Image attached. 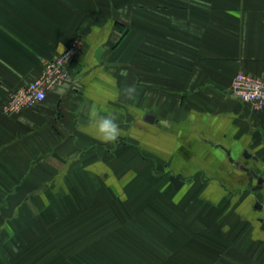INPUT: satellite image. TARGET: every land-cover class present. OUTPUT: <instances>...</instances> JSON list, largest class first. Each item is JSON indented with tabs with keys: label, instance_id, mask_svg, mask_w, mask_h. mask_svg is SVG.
I'll use <instances>...</instances> for the list:
<instances>
[{
	"label": "crops",
	"instance_id": "crops-1",
	"mask_svg": "<svg viewBox=\"0 0 264 264\" xmlns=\"http://www.w3.org/2000/svg\"><path fill=\"white\" fill-rule=\"evenodd\" d=\"M75 37L69 81L6 114ZM240 71L264 80V0H0V264H264V185L230 161L264 176Z\"/></svg>",
	"mask_w": 264,
	"mask_h": 264
},
{
	"label": "built area",
	"instance_id": "built-area-1",
	"mask_svg": "<svg viewBox=\"0 0 264 264\" xmlns=\"http://www.w3.org/2000/svg\"><path fill=\"white\" fill-rule=\"evenodd\" d=\"M82 46L83 40L76 37L64 52L46 60L41 74L36 79L9 94L3 106L4 112L16 115L25 109L36 107L46 100L51 91L69 81L70 63L81 51ZM230 93L257 111L264 109V80L260 77L243 71L238 72L233 79Z\"/></svg>",
	"mask_w": 264,
	"mask_h": 264
},
{
	"label": "clouds",
	"instance_id": "clouds-1",
	"mask_svg": "<svg viewBox=\"0 0 264 264\" xmlns=\"http://www.w3.org/2000/svg\"><path fill=\"white\" fill-rule=\"evenodd\" d=\"M64 52L63 45L61 46ZM67 58V56H65ZM123 94L128 99H133L136 94L135 85H127ZM118 116L112 113H104L98 107L93 106L88 114V120L83 125L88 133L101 143H115L122 136L123 132L118 122ZM227 231V227L222 229Z\"/></svg>",
	"mask_w": 264,
	"mask_h": 264
},
{
	"label": "water",
	"instance_id": "water-1",
	"mask_svg": "<svg viewBox=\"0 0 264 264\" xmlns=\"http://www.w3.org/2000/svg\"><path fill=\"white\" fill-rule=\"evenodd\" d=\"M152 120V119H151ZM227 154L230 155V151L229 150H226ZM251 158V155L247 152H245V159H250ZM256 161L258 159L254 158ZM230 161L233 162L237 167L247 171V172H250L252 174V177H255L257 178L258 180V186L254 188V190H258V189H262L263 188V185H264V178L261 177L260 175H258L256 173V170L255 169H250V167L246 166L242 161H234V159L232 157H230ZM258 204V203H257ZM258 206L260 207L261 205L258 204Z\"/></svg>",
	"mask_w": 264,
	"mask_h": 264
},
{
	"label": "flooded vegetation",
	"instance_id": "flooded-vegetation-1",
	"mask_svg": "<svg viewBox=\"0 0 264 264\" xmlns=\"http://www.w3.org/2000/svg\"><path fill=\"white\" fill-rule=\"evenodd\" d=\"M249 159H247V160H245V162L246 161H248ZM248 163V162H247ZM246 166H248V167H250V169H259V168H257L259 165H253V164H247ZM239 168V167H238ZM241 169V168H240ZM241 170H243V169H241ZM261 171H264V167L262 166V169H260ZM245 171V170H244ZM247 172V171H246ZM251 174V173H250ZM262 211V210H261ZM262 213H263V211H262ZM262 216V215H261ZM260 219L262 218V217H259Z\"/></svg>",
	"mask_w": 264,
	"mask_h": 264
},
{
	"label": "trees",
	"instance_id": "trees-1",
	"mask_svg": "<svg viewBox=\"0 0 264 264\" xmlns=\"http://www.w3.org/2000/svg\"><path fill=\"white\" fill-rule=\"evenodd\" d=\"M117 26L119 27V29L122 30V32L124 33V35L127 34L128 31L125 30L123 27H120V24H119V23H117ZM75 38H76V37H75ZM75 58H76V57H75ZM75 58H74V59H75ZM74 59H73V60H74ZM73 60H72L71 63H70V69H71V67H72Z\"/></svg>",
	"mask_w": 264,
	"mask_h": 264
},
{
	"label": "rangeland",
	"instance_id": "rangeland-1",
	"mask_svg": "<svg viewBox=\"0 0 264 264\" xmlns=\"http://www.w3.org/2000/svg\"><path fill=\"white\" fill-rule=\"evenodd\" d=\"M261 177H263L264 178V176L262 175ZM257 185V184H256ZM261 189H258L257 191H260Z\"/></svg>",
	"mask_w": 264,
	"mask_h": 264
}]
</instances>
